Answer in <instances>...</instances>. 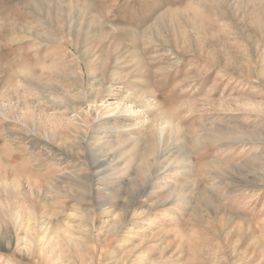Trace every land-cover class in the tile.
<instances>
[{
	"label": "rangeland",
	"instance_id": "374dc122",
	"mask_svg": "<svg viewBox=\"0 0 264 264\" xmlns=\"http://www.w3.org/2000/svg\"><path fill=\"white\" fill-rule=\"evenodd\" d=\"M0 264H264V0H0Z\"/></svg>",
	"mask_w": 264,
	"mask_h": 264
},
{
	"label": "bare ground",
	"instance_id": "6f19581e",
	"mask_svg": "<svg viewBox=\"0 0 264 264\" xmlns=\"http://www.w3.org/2000/svg\"><path fill=\"white\" fill-rule=\"evenodd\" d=\"M116 115V114H115ZM158 177V176H157Z\"/></svg>",
	"mask_w": 264,
	"mask_h": 264
}]
</instances>
